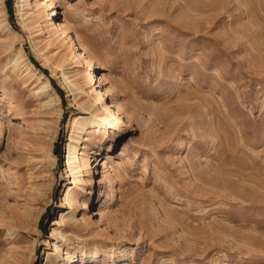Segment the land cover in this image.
<instances>
[{
  "label": "rangeland",
  "instance_id": "374dc122",
  "mask_svg": "<svg viewBox=\"0 0 264 264\" xmlns=\"http://www.w3.org/2000/svg\"><path fill=\"white\" fill-rule=\"evenodd\" d=\"M0 182V264H264V0H0Z\"/></svg>",
  "mask_w": 264,
  "mask_h": 264
},
{
  "label": "bare ground",
  "instance_id": "6f19581e",
  "mask_svg": "<svg viewBox=\"0 0 264 264\" xmlns=\"http://www.w3.org/2000/svg\"><path fill=\"white\" fill-rule=\"evenodd\" d=\"M52 12H54V10L52 11ZM92 79H94V77L92 78ZM43 85H42V89H46V88H49L50 87V82H43L42 83ZM88 109H90V107H88ZM123 126H124V128L128 125V123H127V121H123ZM71 140H72V138H71ZM76 151H77V146H75L74 144H72V143H70L69 144V152H68V159H67V165H69L70 166V170L71 171H73V166H72V164H73V159L76 157ZM105 160V159H104ZM104 164H107V161H105V163ZM75 179V178H74ZM1 183V182H0ZM31 190H38L36 187H32V189ZM74 215V214H73ZM59 243V242H58Z\"/></svg>",
  "mask_w": 264,
  "mask_h": 264
}]
</instances>
